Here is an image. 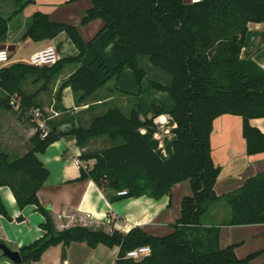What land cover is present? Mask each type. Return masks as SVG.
<instances>
[{
  "label": "trees",
  "instance_id": "16d2710c",
  "mask_svg": "<svg viewBox=\"0 0 264 264\" xmlns=\"http://www.w3.org/2000/svg\"><path fill=\"white\" fill-rule=\"evenodd\" d=\"M82 0H70L78 2ZM81 24L101 20L104 30H110L118 41L114 56L119 64L113 73L120 76L129 68L139 84L148 73L140 66L141 58L172 77L170 88L154 82V87L167 91L175 107L171 112L154 104V118L143 122L138 108L127 116L122 109L112 108L97 116L86 128H76L71 134L81 148L93 138L107 137L114 145L105 150L85 152L83 162L95 161L89 168H80L78 181L92 180L100 189L115 192L126 190L127 195L110 198L153 200L172 198L173 187L190 181L192 194L183 198L180 217L167 235L154 236L142 227L127 233H112L76 226L59 232L49 209L39 201L38 191L51 177L50 171L38 158L63 135L55 122L40 108L37 99L49 90L64 68L79 64L64 84L74 91L77 103L87 100L99 89L100 82L89 65L84 64L86 51L94 41H83L75 25L51 21L48 14L37 11L32 17L24 39L33 42L52 40L66 33L79 49V54L61 59L52 67L32 66L19 62L0 69V113L14 110V101L21 117L37 127L31 139L33 148L16 161L0 152V187L9 186L20 209L34 206L45 217L41 228L45 234L19 250L21 264L41 262L43 254L52 247L85 243L90 248L119 247L117 264H249L263 252L240 259L237 245L222 249L220 226H253L264 224V172L248 179L238 190L219 196L215 185L222 169L213 158L212 135L221 117H240L242 136L249 156L264 154V134L251 125L254 119L264 118V69L249 58H242L249 25L264 24V0H203L187 4L184 0H90ZM30 0H18L23 11ZM9 18L0 14V46L9 33ZM34 78L42 85L35 93L23 90ZM40 109L47 128L42 129L32 111ZM168 115L175 122L172 157L163 160L140 133L141 128L155 129L154 119ZM46 132V133H45ZM19 176V178H16ZM225 201L231 207V217L220 226H205L202 218L211 207ZM0 214L11 220L0 194ZM149 246L151 255L141 262L127 253ZM16 264V263H15Z\"/></svg>",
  "mask_w": 264,
  "mask_h": 264
},
{
  "label": "crops",
  "instance_id": "0c3cea01",
  "mask_svg": "<svg viewBox=\"0 0 264 264\" xmlns=\"http://www.w3.org/2000/svg\"><path fill=\"white\" fill-rule=\"evenodd\" d=\"M90 8V0L78 2L30 0L24 10L16 14L18 0H0V14L10 19L5 44L15 47L11 57L18 52L29 56V60L22 57L8 65L19 62L29 63L30 57L36 52L52 46L56 47L61 59L79 54V49L66 33H61L52 40L40 42L24 39L33 15L41 11L48 14L51 21L77 26L83 41H94L93 47L86 51L84 64L91 67L100 82H104L97 93L78 104L74 91L64 84L81 65L70 64L64 68L49 90L39 95L37 102L40 108L48 115L50 121L59 125L58 132L63 135L62 139L38 156L51 175L38 191L39 201L43 207L49 209L56 230L59 232L81 226L105 233H112L115 230L127 233L135 227H142L154 236L167 235L181 215L183 198L192 194L190 181L175 185L172 198L164 197L155 201L143 196L140 199H123L117 202L110 201V198L117 196V192L100 189L92 180L78 181L81 177L80 168L89 169L95 164V161L83 162L79 157L88 151L105 150L111 147L112 143L107 137L93 138L85 148H81L78 141L70 135L71 131L79 127L88 129L95 117L103 115L112 108H120L124 112V109L131 107L130 96L139 94H137L134 73L129 68H124L120 76L114 77L113 70L119 62L113 50L118 40L113 37L112 31L104 30L105 24L101 20H93L85 26L81 24L86 11ZM246 37L242 58L252 59L264 69V24H250ZM140 66L148 75L155 69L148 58H141ZM128 78L134 80L127 83ZM34 80L29 78L28 84L25 82L23 85L25 92L35 93L42 85V83L33 84ZM3 97L4 93L0 91V99ZM136 108L143 122L154 118V105L147 116L149 118L143 116L140 107ZM167 112L171 111L167 110ZM242 121L240 117H221L212 135L214 162L222 169L221 178L215 185L219 196L238 190L248 179L264 172V154L252 157L246 153ZM154 122H156L155 129L141 128L140 133L163 160H168L173 154L176 139L172 130L176 124L168 115L158 116ZM251 125L264 134V118L252 120ZM37 130L32 122L21 117L17 107L14 106V110L4 109L0 113V152L7 154L11 161L19 160L32 150L31 139L36 135ZM0 194L11 218V220L6 219L0 214V242L8 245L13 251H19L40 239L45 234L41 228V224L46 221L45 217L31 205L20 209L16 196L9 186L0 187ZM224 205L228 206L230 211L225 212ZM231 213V207L225 201H220L211 207L202 221L206 227L220 226L224 222L218 220L224 221L226 216L229 219ZM211 215L213 220H217L214 224L204 221ZM241 230H244L243 233L236 234V231ZM247 231L248 234H245ZM220 237L222 249L237 245L235 253L240 259L263 252L249 264H264V224L220 226ZM119 252V247L107 248L101 245L90 248L85 243H74L71 247L64 248L61 244L47 250L41 257V262L36 264H117ZM0 264L15 263L7 259L0 250Z\"/></svg>",
  "mask_w": 264,
  "mask_h": 264
},
{
  "label": "rangeland",
  "instance_id": "374dc122",
  "mask_svg": "<svg viewBox=\"0 0 264 264\" xmlns=\"http://www.w3.org/2000/svg\"><path fill=\"white\" fill-rule=\"evenodd\" d=\"M19 45L21 46V44H19ZM22 57H24L25 59L29 58V56H26V53L18 52L17 54H12L11 62L16 61V60L18 61ZM14 64H17V63H14ZM154 68H155L154 71L149 73V75L142 82V84H139L138 82L135 83L136 88L138 90L137 94L138 93L139 94H138V96H134V95L130 96V98H131L130 106L131 107L124 109V113L127 116H129L137 106L141 108L142 114L145 118H149L147 116H149L148 114L153 110L154 104H159V105L163 106L165 109H167L168 111H171L175 107V105L173 103V99H172L171 95L169 94V92L160 91L159 89H156L153 85L154 82H156V83L161 84V86H163V87H169L170 88V86L172 85V77L167 75L166 73L160 71L156 67H154ZM114 77H116V75ZM132 80H134V78L133 79L128 78L126 80V82L129 83ZM29 83H30V81H29ZM27 84H28V82H27ZM170 119H172V118H170ZM111 143H112V145H114L112 141H111ZM224 206L226 208L225 212L230 211L228 206H226V205H224ZM222 220L219 219L218 221L224 222L225 220H227V216L224 218V221H222ZM204 221L206 223L212 222L214 224V222H216L217 220L216 221L213 220V216L211 215L209 218H207V219L205 218ZM242 231H244V230L236 231V234H238L239 232L241 233ZM245 234H248V231L245 232Z\"/></svg>",
  "mask_w": 264,
  "mask_h": 264
},
{
  "label": "built area",
  "instance_id": "2783aa9c",
  "mask_svg": "<svg viewBox=\"0 0 264 264\" xmlns=\"http://www.w3.org/2000/svg\"><path fill=\"white\" fill-rule=\"evenodd\" d=\"M202 1L203 0H191V4H199ZM60 60H61V58H59L56 47L52 46V47H48V48H45L43 50H40V51L36 52V54L32 55L30 57L29 64H31L32 66H35V67L36 66L52 67L54 64L58 63ZM10 62H11V52H9L8 49L0 51V67L3 68L4 66H7L8 64H10ZM12 105L18 108L17 104L14 101L12 102ZM32 114H33L34 119L36 120L37 124L42 129H44V131H45V129L47 128L46 119L44 120L42 118L41 110L40 109L34 110V111H32ZM127 194H128V192L126 190H123V192L117 193L118 196H122V197H123V195H127ZM151 252L152 251H151V248L149 246H141V248H138V249H135V250L128 252L127 257L131 258L137 262H141V260H143L147 257H150Z\"/></svg>",
  "mask_w": 264,
  "mask_h": 264
},
{
  "label": "water",
  "instance_id": "95a60500",
  "mask_svg": "<svg viewBox=\"0 0 264 264\" xmlns=\"http://www.w3.org/2000/svg\"><path fill=\"white\" fill-rule=\"evenodd\" d=\"M184 3L190 4L191 0H184ZM5 49H8L9 52H14L15 47L14 46H8L7 44H2L0 46V51H3ZM0 250L3 251L4 256L10 260H12L16 264H21L23 262V259H21L19 251H13L8 245H5L4 243L0 242Z\"/></svg>",
  "mask_w": 264,
  "mask_h": 264
}]
</instances>
